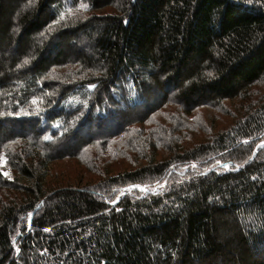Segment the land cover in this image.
Masks as SVG:
<instances>
[{
	"label": "trees",
	"instance_id": "obj_1",
	"mask_svg": "<svg viewBox=\"0 0 264 264\" xmlns=\"http://www.w3.org/2000/svg\"><path fill=\"white\" fill-rule=\"evenodd\" d=\"M261 145L264 0H0V264H264Z\"/></svg>",
	"mask_w": 264,
	"mask_h": 264
},
{
	"label": "rangeland",
	"instance_id": "obj_2",
	"mask_svg": "<svg viewBox=\"0 0 264 264\" xmlns=\"http://www.w3.org/2000/svg\"><path fill=\"white\" fill-rule=\"evenodd\" d=\"M132 100H133L132 98H127V99H125L124 102L125 103H131ZM154 101H155L154 97L148 98L149 104L155 103ZM208 111L209 110H207V108L203 109V112H204V118L203 119L205 121H207V122H209V119L206 117L205 114ZM109 123H111L110 120H109ZM93 130H94V128H93ZM78 133H79V135H85L87 133L86 132V127L84 126V127L79 128V132ZM98 144H99L98 146H96V147H94L92 149V154L96 153L98 151V149H100L102 147L100 145V143H98ZM121 162L113 163L111 165L113 167H115V169L120 168V167H130V165H131V164H128L127 162H123V163H121ZM100 165H101V163H100ZM53 167L55 168V171H56L57 175H63L64 177H68L70 179L69 182H71V183L75 182L77 185H82L83 186V185L87 184V183H85L86 180H89L90 178L96 177L95 174L91 170L87 169L83 164H81L77 159H75L73 157L64 158V159H61V160H56L55 162H53ZM0 172H1V175L3 177H6L8 179H12L13 176H14L13 171H11V169L8 168L7 165H6V157H5L4 154L0 155ZM81 172H84V178H83V180L80 183L78 181H76V180H72V179H74L76 177H79V174H81ZM5 173H7V175H5ZM55 176H56V174H55ZM94 180H96V179H94ZM155 186H157V184ZM119 195H120V192L118 194H115L113 196L112 200L115 201L116 198L119 197Z\"/></svg>",
	"mask_w": 264,
	"mask_h": 264
},
{
	"label": "snow or ice",
	"instance_id": "obj_3",
	"mask_svg": "<svg viewBox=\"0 0 264 264\" xmlns=\"http://www.w3.org/2000/svg\"><path fill=\"white\" fill-rule=\"evenodd\" d=\"M80 7L86 9V8L88 7V5H87L86 3H82V4L80 5ZM61 18H63V13H61ZM24 63L27 64L28 61L25 60ZM90 87H95V85H90ZM33 103H36V99H35V98L33 99ZM45 139H49V137H45ZM245 143H247V142H245ZM261 146H264V145H261ZM193 167H195V165H193ZM225 167L227 168L228 165H225ZM5 175H7V173H5ZM9 178H10V177H9ZM133 187L141 188L142 186H141V185H134ZM46 231H47V229H46Z\"/></svg>",
	"mask_w": 264,
	"mask_h": 264
}]
</instances>
